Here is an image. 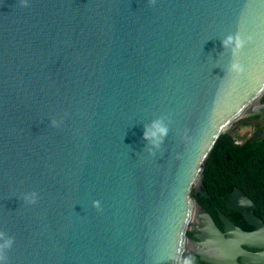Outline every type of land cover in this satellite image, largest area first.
<instances>
[{
  "label": "water",
  "instance_id": "water-1",
  "mask_svg": "<svg viewBox=\"0 0 264 264\" xmlns=\"http://www.w3.org/2000/svg\"><path fill=\"white\" fill-rule=\"evenodd\" d=\"M263 93L264 0H0V264H181L205 162ZM255 225L213 230L216 260Z\"/></svg>",
  "mask_w": 264,
  "mask_h": 264
},
{
  "label": "flooded vegetation",
  "instance_id": "flooded-vegetation-1",
  "mask_svg": "<svg viewBox=\"0 0 264 264\" xmlns=\"http://www.w3.org/2000/svg\"><path fill=\"white\" fill-rule=\"evenodd\" d=\"M259 102L264 103V93ZM262 112L264 109L242 117L229 132L234 145L251 144L250 156H242L240 164L233 165L229 163L228 155L225 154L223 161L220 154L212 164L204 166L201 183L192 191L196 210L186 232L187 247L181 256V264L184 257L189 255L194 257L195 264H227L216 260V256L223 255V251L216 244L213 230L227 240L236 231L247 234L257 232L255 223L258 221L264 227V160L259 162L264 157V130L259 126ZM252 115L254 117L249 118ZM244 131H249L245 132V137L243 134H238V137L233 134ZM237 191L248 199L246 205H230ZM236 241L241 251L235 250L234 264H264L263 243L249 246L241 239ZM250 255L254 258L250 259Z\"/></svg>",
  "mask_w": 264,
  "mask_h": 264
},
{
  "label": "clouds",
  "instance_id": "clouds-1",
  "mask_svg": "<svg viewBox=\"0 0 264 264\" xmlns=\"http://www.w3.org/2000/svg\"><path fill=\"white\" fill-rule=\"evenodd\" d=\"M20 2L22 4V6H28L29 0H20ZM150 2L155 3V0H150ZM244 43H245V41L241 39L239 34H237L236 36H228L223 41V46L228 47L229 45H234L233 54L235 55L236 52H238L241 48H243ZM232 69L237 71V72L242 71L239 64H233ZM153 128L155 129V131L151 134L153 137H156L157 134L160 137H163L167 133V130L164 127H162L158 122L153 124ZM144 138L145 139L149 138V134L147 133V131L144 134ZM34 195L35 194H30V196L26 197V199H31L32 202H34ZM93 203H94L95 207H97V208L100 207L99 201H94ZM0 240H3V243H0V260H3L4 259V251L6 249L11 248L13 241L10 238H4L3 233H0ZM183 264H195L194 257H192L191 255L184 257Z\"/></svg>",
  "mask_w": 264,
  "mask_h": 264
},
{
  "label": "trees",
  "instance_id": "trees-1",
  "mask_svg": "<svg viewBox=\"0 0 264 264\" xmlns=\"http://www.w3.org/2000/svg\"><path fill=\"white\" fill-rule=\"evenodd\" d=\"M252 117H254V116L252 115L249 118H252ZM250 145H251L250 143H246L243 146L234 145V140H233L232 136L230 135V133L229 132H225L218 139V141H217L216 145L214 146L209 158L205 162V165L212 164L213 161H214V158H217L220 154L222 155L223 161L226 159L225 158V154H226L230 158V160H229L230 164L238 165V164H240V160H241L242 156L247 158V156L251 155V149L252 148L250 149ZM245 158H243V159H245ZM243 159H242V163H243ZM261 160H264V157H261L259 162Z\"/></svg>",
  "mask_w": 264,
  "mask_h": 264
},
{
  "label": "rangeland",
  "instance_id": "rangeland-1",
  "mask_svg": "<svg viewBox=\"0 0 264 264\" xmlns=\"http://www.w3.org/2000/svg\"><path fill=\"white\" fill-rule=\"evenodd\" d=\"M259 119H260V120H259V126H260V128H261L262 130H264V112H262V113L260 114V118H259ZM234 126H236V122L233 123V126L230 127V128H228L226 132H230V131L234 128ZM245 132H249V131H244V133H236V132H234L233 134H234L236 137H238V134H239V136H241L240 134H243L242 136L245 137ZM246 134H247V133H246Z\"/></svg>",
  "mask_w": 264,
  "mask_h": 264
}]
</instances>
